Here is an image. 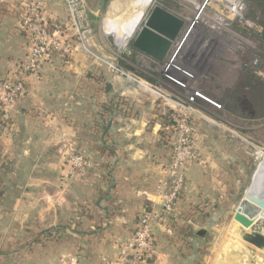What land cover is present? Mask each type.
Masks as SVG:
<instances>
[{"label": "crops", "instance_id": "obj_1", "mask_svg": "<svg viewBox=\"0 0 264 264\" xmlns=\"http://www.w3.org/2000/svg\"><path fill=\"white\" fill-rule=\"evenodd\" d=\"M26 1L0 0V91L29 55L19 28ZM85 1L95 56L73 39L70 56L45 57L39 72L27 76L26 93L8 112L0 110V264H106L104 258L116 264L139 215L163 209L175 123L166 95L175 89L162 77L163 62L137 52L160 64L153 74L162 83L139 80L131 76L135 69L119 65V47L102 39L101 24L122 10L121 0ZM43 8L52 18L66 17L65 0H43ZM114 32L106 30L115 43ZM230 58L212 60L211 71L198 76L204 92L237 108L254 82ZM219 112L209 108L195 120L200 156L187 168L178 208L155 226V255L147 264H244L231 252L237 243L226 223L259 159L250 136L221 124ZM257 126L262 133L264 120ZM71 152L92 159L87 175L72 173Z\"/></svg>", "mask_w": 264, "mask_h": 264}, {"label": "built area", "instance_id": "obj_2", "mask_svg": "<svg viewBox=\"0 0 264 264\" xmlns=\"http://www.w3.org/2000/svg\"><path fill=\"white\" fill-rule=\"evenodd\" d=\"M163 1L149 0L144 13L146 8H152L154 5L163 6ZM169 1L175 2L185 13L183 16L169 9L184 19L185 25L161 65L163 79L175 89L172 94L166 95L175 112V123L172 126V157L167 164L168 176L162 189L163 209L161 211L146 209L139 215L136 228L122 242L116 264H147L151 261L156 247L155 226L159 225L165 212L171 213L178 208L187 181V168L200 156L195 143L197 131L195 120L197 117H203L202 112L208 111L209 108L223 110L220 102L193 86L198 69L202 67L206 57H202L203 54L198 56L197 53L202 46L212 48L220 41L206 33L222 31L228 33L234 27L241 31L246 25L258 27L253 21L254 17L252 21L248 18L250 8L248 0ZM65 3L66 17L58 19L47 14L43 8V0L25 2L19 28L29 38L30 51L25 59L17 63L13 71L15 75L4 81L0 91V110L8 112L13 102L26 93L27 76L39 72L45 57L52 54H58L63 58L70 56L74 51L73 39L78 41L82 49L95 56L88 45L94 30L86 1L65 0ZM66 34H69V37H65ZM125 51L129 53L128 49ZM252 64L257 67L254 72L264 81L260 58L256 57ZM110 66L117 70L121 68L113 63H110ZM252 145L258 159H261L264 148L254 143ZM68 162L76 176H85L94 167L92 159L79 152H71L68 155ZM103 260L106 264H113V261L107 258Z\"/></svg>", "mask_w": 264, "mask_h": 264}, {"label": "rangeland", "instance_id": "obj_3", "mask_svg": "<svg viewBox=\"0 0 264 264\" xmlns=\"http://www.w3.org/2000/svg\"><path fill=\"white\" fill-rule=\"evenodd\" d=\"M136 0H121L122 4V10L121 7L119 8V11H115L112 19H106L102 22L101 27L99 29V34L101 35L102 39L106 41L109 45H115L114 47H118L114 42L109 40L106 30L108 28L109 22H113V25H116L118 22H123L124 25L118 24L117 29H123L125 31L119 32L113 31L117 37H122L123 41L128 39L127 32L130 31L132 28V32L134 33V30L139 23V21L142 19V13L144 9L141 11L140 16L137 19H134L133 16L136 14H133L135 9H138V6L135 4ZM143 0H140L139 3H142ZM250 4L249 8V14L248 18L252 21V18L254 17L253 21L257 23L258 27L253 28L250 26H247L243 28L241 31L238 27H234L232 31H229L228 33L222 32H212V33H206L207 35L211 34V36L218 38L219 44H214V47L207 48L206 46H202L197 53L198 56L202 57L206 56L204 58L205 64L202 66L199 70L201 76L204 77V75L208 74V70L211 71V65L214 63L215 59H225L226 56L233 60V63L239 68L242 69L243 72H245L246 79H249V82H254V84H249V90L245 91L244 96H240V99L247 98L250 100V102L253 104V112L246 109L244 110L242 105H240L237 108H232L229 106L223 105V110H220L219 114L220 123L228 126L229 128H232L235 131L238 132H245L247 135L250 136V139L254 142L255 145H259L264 148V130L261 133L260 128H258L257 123L262 122L264 120V81L263 79L258 76L254 70L257 69L252 64V61L259 57L261 60L260 68L264 71V0H248ZM120 4V5H121ZM166 5L169 6L170 10L177 14H182L185 16V13L181 9H176V4L173 1H168ZM151 7L146 8V12L150 10ZM127 12V13H126ZM145 12V13H146ZM133 14V15H132ZM127 16V17H126ZM126 17V18H125ZM117 19V20H115ZM128 20L130 21V24L128 23ZM118 21V22H117ZM142 21V20H141ZM115 23V24H114ZM109 29V28H108ZM138 29V28H137ZM112 31V30H111ZM132 33V35H133ZM224 33V34H223ZM134 36V35H133ZM121 46V45H120ZM130 47V39L127 40L125 44L121 46V48H117L121 50V54L127 53L125 49H129ZM211 50L212 52H209ZM138 63L130 62L129 64L133 66V69H135L132 73L135 78H138L142 81H149V78L154 77L158 80V82H161V76L159 74L154 75L153 72L159 73L160 64H152L150 60H147L146 58H143L142 55L137 54ZM115 63H117V60H114ZM118 65V64H116ZM119 65L128 73H131L130 68L122 65L119 63ZM119 66V67H120ZM253 75V80L251 79L250 75ZM142 73V74H140ZM155 73V74H156ZM202 80V79H201ZM199 76L197 75L195 81L193 82V86L200 89L205 95H208L211 98V95L207 94L203 91L202 88V82H201ZM162 83V82H161ZM202 88V89H201ZM262 92L261 97L258 96V93ZM261 100V101H260ZM261 103H260V102ZM263 101V102H262ZM240 103V102H239ZM257 107V108H256ZM256 119V120H255ZM257 140H262V143L257 142ZM261 163V160L256 163V167ZM260 224V227L262 228V232L264 233V222L261 221L258 223ZM226 225L229 227L230 230H232L233 237L235 243H237V251L233 252L231 250L232 254L236 255L235 257H238L239 260L243 261L244 264H264V249H260L256 247L255 245L245 241L243 239L244 233H250L253 230L252 229H246L241 228V224H239L235 219L234 216L230 221H227ZM243 245L244 247H242ZM251 247V250L250 248Z\"/></svg>", "mask_w": 264, "mask_h": 264}, {"label": "water", "instance_id": "obj_4", "mask_svg": "<svg viewBox=\"0 0 264 264\" xmlns=\"http://www.w3.org/2000/svg\"><path fill=\"white\" fill-rule=\"evenodd\" d=\"M142 20V21H141ZM137 24L130 42L139 51L163 62L185 25L184 19L161 5H154ZM138 28V29H137ZM234 219L241 228L252 229L243 239L258 248H264V233L259 222H264V206L251 202L247 194L237 207Z\"/></svg>", "mask_w": 264, "mask_h": 264}, {"label": "bare ground", "instance_id": "obj_5", "mask_svg": "<svg viewBox=\"0 0 264 264\" xmlns=\"http://www.w3.org/2000/svg\"><path fill=\"white\" fill-rule=\"evenodd\" d=\"M139 1L140 0H136L135 1V4L138 6V9H135V11L133 12V14L136 13L133 16L134 19H137L140 16L141 11L145 8L146 4L149 2V0H143L142 3H139ZM118 24L124 25L123 22H121V21L118 22L116 25H113V22L110 21L109 24H108L109 30H112V31H117L118 30L119 32L125 31L123 29H119V28L117 29ZM131 32H132V28L130 29L129 32H127L128 39H130V37L132 36V34H130ZM114 39H115L114 40L115 44L119 48H121V46H120L121 42H123L125 44L127 42V40H128V39H126L124 41H120L119 37H117V36ZM260 160H261V163L259 164V167L257 169L255 177H254L251 185L249 186L246 194H247L248 199L251 202L264 206V155L261 157Z\"/></svg>", "mask_w": 264, "mask_h": 264}, {"label": "trees", "instance_id": "obj_6", "mask_svg": "<svg viewBox=\"0 0 264 264\" xmlns=\"http://www.w3.org/2000/svg\"><path fill=\"white\" fill-rule=\"evenodd\" d=\"M169 0H164L163 1V7H165L166 9H170L168 5H166V3L168 2ZM180 9V7L177 5L176 6V9ZM263 26H264V21H263ZM263 35V38H264V33L262 34ZM129 53H122V57L123 59L120 60L121 64L124 65V66H128L130 68H133L132 65H129L127 62L130 61V62H135V63H138V59H137V52H139L138 49H136L132 42H130V47H129ZM127 60V61H126ZM142 74V73H140ZM149 81L152 82V83H156V79H153V78H149ZM257 142L259 143H262V141L260 140H257Z\"/></svg>", "mask_w": 264, "mask_h": 264}, {"label": "flooded vegetation", "instance_id": "obj_7", "mask_svg": "<svg viewBox=\"0 0 264 264\" xmlns=\"http://www.w3.org/2000/svg\"><path fill=\"white\" fill-rule=\"evenodd\" d=\"M240 104L242 105L243 109L246 110H250L251 112H253V104L250 102L249 99L247 98H243L241 101H240Z\"/></svg>", "mask_w": 264, "mask_h": 264}]
</instances>
